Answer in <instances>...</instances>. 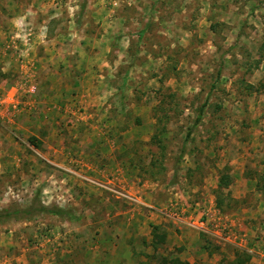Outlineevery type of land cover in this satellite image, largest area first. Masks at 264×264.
<instances>
[{
	"label": "rangeland",
	"instance_id": "374dc122",
	"mask_svg": "<svg viewBox=\"0 0 264 264\" xmlns=\"http://www.w3.org/2000/svg\"><path fill=\"white\" fill-rule=\"evenodd\" d=\"M38 196L79 218L0 224V264H264V0H0V210Z\"/></svg>",
	"mask_w": 264,
	"mask_h": 264
},
{
	"label": "trees",
	"instance_id": "16d2710c",
	"mask_svg": "<svg viewBox=\"0 0 264 264\" xmlns=\"http://www.w3.org/2000/svg\"><path fill=\"white\" fill-rule=\"evenodd\" d=\"M207 105V101L203 104L202 108L200 109L199 115L196 119L195 124L197 125L200 123L202 120V117L204 115V109ZM191 131L188 132L187 137L185 139V142L188 140V137L190 136ZM185 155V148L182 149L179 157H178V164L181 162ZM178 168V166H177ZM221 184H229L228 179L226 177H223L221 179ZM217 205L220 207L221 206V200L217 199ZM40 213H47V214H52L56 215L62 218H68L69 220H77L79 218L78 215H76L73 211L58 207V206H53L49 207L45 204H43L39 200V196L36 198V200H33V202L27 206V207H17V208H6L3 210H0V224L6 223L10 220H30L32 219L35 215L40 214ZM205 248L208 250H211L210 245H206ZM212 252V251H211ZM225 263V262H224ZM222 262V264H224ZM162 264H185L182 262L179 258H167L165 257L163 259Z\"/></svg>",
	"mask_w": 264,
	"mask_h": 264
},
{
	"label": "crops",
	"instance_id": "0c3cea01",
	"mask_svg": "<svg viewBox=\"0 0 264 264\" xmlns=\"http://www.w3.org/2000/svg\"><path fill=\"white\" fill-rule=\"evenodd\" d=\"M56 42H61L60 41V39H57V41ZM76 56V59L78 58V56L77 55H75ZM70 58H71V56H70ZM60 60V59H59ZM59 60H57V62H60ZM68 61V60H67ZM74 62H76V61H72V62H70L68 65H64V67H62V66H60V64L59 65H57L56 66V71L57 72H59V71H61V74L62 73H68V72H71V73H74V72H80V71H83V70H81V67H79V70H76L75 71V69H74V67H73V64H74ZM63 64V63H62ZM72 70H73V72H72ZM66 76H69V75H66ZM120 215H124V217H125V223L126 222H128V224H129V226H131V225H133L134 224V221H133V219H134V215L131 213V211H127L126 210V212H124L123 214H122V212H120V213H117V220H119L120 218L118 217V216H120ZM151 218L153 219V220H159L158 219V217L157 216H155V215H153V216H151ZM160 218V217H159ZM164 220H166V219H164ZM161 222V221H160ZM131 224V225H130ZM167 229H163V231H164V234H162V235H160V236H158V237H156L155 235H149V239L148 240H150L151 241V245H149V247H148V250L150 251V252H152V256L154 257L155 256V254H158V255H160L159 253L161 252V253H164V254H167V252L166 251H168L167 249H176L177 250V256H181V258H182V250H180V248H182V247H185L186 246V242H185V239H184V237L182 236V235H179L178 233L177 234H175L173 231H174V229H172L171 227L172 226H170V225H168V226H165ZM160 229L162 230V227H160ZM158 232V231H157ZM165 232H166V234H165ZM173 232V233H172ZM161 233V232H160ZM155 234V233H154ZM157 234V233H156ZM171 234L173 235V236H171ZM165 235V236H164ZM130 236V235H129ZM129 238V237H128ZM174 238V240L173 241H170V239L172 240ZM185 238H186V235H185ZM123 242H124V244H122V246L124 245V246H126L127 247V252H129L128 251V248H129V250H131V245H129L130 243H127V238H124V239H121ZM120 242V241H119ZM130 246V247H129ZM162 249H164V250H162ZM133 254L135 253V250H134V252H132ZM131 253V254H132ZM164 256V255H163ZM163 258V257H162ZM182 259H184V258H182ZM129 260H130V264H136V261H135V258L133 257L132 258V256L130 255L129 256Z\"/></svg>",
	"mask_w": 264,
	"mask_h": 264
},
{
	"label": "built area",
	"instance_id": "2783aa9c",
	"mask_svg": "<svg viewBox=\"0 0 264 264\" xmlns=\"http://www.w3.org/2000/svg\"><path fill=\"white\" fill-rule=\"evenodd\" d=\"M165 214H167V215H170L171 213L170 212H164Z\"/></svg>",
	"mask_w": 264,
	"mask_h": 264
}]
</instances>
